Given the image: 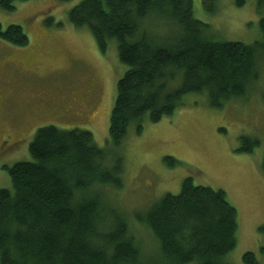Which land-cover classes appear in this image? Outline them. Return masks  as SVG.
<instances>
[{
	"label": "trees",
	"instance_id": "trees-1",
	"mask_svg": "<svg viewBox=\"0 0 264 264\" xmlns=\"http://www.w3.org/2000/svg\"><path fill=\"white\" fill-rule=\"evenodd\" d=\"M28 1L0 0V8L12 12L15 3ZM232 2L242 7L246 0ZM255 3L259 9L264 0ZM201 4L205 14H217L218 0ZM67 22L86 29L103 55L114 43L126 67L109 119L113 147L130 127L140 135L145 123L171 116L187 95H206L212 109L243 98L264 61V45L219 40L194 17L193 0H81ZM259 30L264 36V17ZM0 40L14 47L29 43L16 25H0ZM240 141L241 152L258 146L249 137ZM28 153L30 160L2 166L10 188L0 189V264H228L224 257L236 246L237 214L223 191L185 178L179 194H165L127 217L102 200L105 188L122 187L121 162L106 164L89 132L38 128ZM163 164L179 162L165 157ZM132 225L145 233L148 249ZM242 261L257 264L251 253Z\"/></svg>",
	"mask_w": 264,
	"mask_h": 264
},
{
	"label": "rangeland",
	"instance_id": "rangeland-1",
	"mask_svg": "<svg viewBox=\"0 0 264 264\" xmlns=\"http://www.w3.org/2000/svg\"><path fill=\"white\" fill-rule=\"evenodd\" d=\"M80 1L32 0L15 3L12 12L0 8L1 27L19 26L29 41L25 47H14L0 40V125L14 138L26 139L14 151L0 155V189L10 188L2 166L30 160L28 146L38 128L87 131L103 150L106 164L114 159L121 162L122 187L104 189L102 200L109 207L131 217L165 194H179L182 181L191 178L194 186L223 191L236 210V246L224 263L244 264L243 255L251 253L257 264H264V233L259 232L264 227V61L258 67V80L243 98L212 109L206 95H187L171 116L145 123L140 135L130 127L126 139L113 147L109 119L116 84L126 67L119 63L114 43L103 55L86 29H74L67 22L68 11ZM193 14L221 41L264 45L259 30L264 5L257 9L255 0H246L242 7L232 0H218L215 16L204 13L201 0H193ZM52 92L60 111L69 107L70 116H38L37 99L22 106L28 97L46 100ZM243 136L256 139L258 146L241 152ZM165 157L179 164L168 167L163 164ZM132 231L148 249L145 233L134 225Z\"/></svg>",
	"mask_w": 264,
	"mask_h": 264
},
{
	"label": "flooded vegetation",
	"instance_id": "flooded-vegetation-1",
	"mask_svg": "<svg viewBox=\"0 0 264 264\" xmlns=\"http://www.w3.org/2000/svg\"><path fill=\"white\" fill-rule=\"evenodd\" d=\"M53 92L51 93V95L49 97H46V100H44V98L40 99L39 97L36 96H32V97H28V100L26 103H22V106L26 108V105L29 104V102H33L36 101V99L38 100V105H37V109H38V116L41 115V113L43 114H48L51 115L52 118L54 117H66V116H70L69 114V107H66L64 109L63 112L60 111V109L58 108V106L56 105V103L58 102L57 97L53 98L52 96ZM48 107V109L51 111L53 109V112H46L43 108V106ZM7 130H5V127H3L2 125H0V134H3L0 137V155H4L7 154L11 151H14L16 149V147L18 146L19 143H22L24 139L21 138H14L12 135L8 134V128H6ZM5 131V132H4Z\"/></svg>",
	"mask_w": 264,
	"mask_h": 264
}]
</instances>
